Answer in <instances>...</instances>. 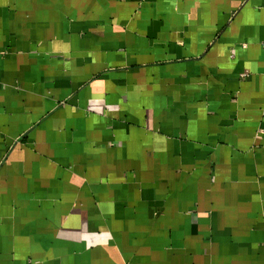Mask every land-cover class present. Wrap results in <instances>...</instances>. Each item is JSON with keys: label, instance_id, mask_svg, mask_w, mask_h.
<instances>
[{"label": "crops", "instance_id": "1", "mask_svg": "<svg viewBox=\"0 0 264 264\" xmlns=\"http://www.w3.org/2000/svg\"><path fill=\"white\" fill-rule=\"evenodd\" d=\"M264 0H0V264H264Z\"/></svg>", "mask_w": 264, "mask_h": 264}, {"label": "built area", "instance_id": "2", "mask_svg": "<svg viewBox=\"0 0 264 264\" xmlns=\"http://www.w3.org/2000/svg\"><path fill=\"white\" fill-rule=\"evenodd\" d=\"M260 45H261L262 48H264V42H262Z\"/></svg>", "mask_w": 264, "mask_h": 264}]
</instances>
